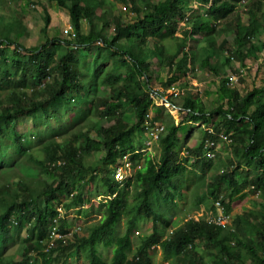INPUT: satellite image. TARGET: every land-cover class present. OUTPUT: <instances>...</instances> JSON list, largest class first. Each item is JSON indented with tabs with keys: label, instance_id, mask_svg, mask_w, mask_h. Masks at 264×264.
I'll return each mask as SVG.
<instances>
[{
	"label": "trees",
	"instance_id": "16d2710c",
	"mask_svg": "<svg viewBox=\"0 0 264 264\" xmlns=\"http://www.w3.org/2000/svg\"><path fill=\"white\" fill-rule=\"evenodd\" d=\"M47 1L68 12L69 35L27 47L18 40L22 12L0 0V264H32L33 251L39 264H67L72 254L85 261L79 264H153L156 247L173 264H264V0ZM43 11L47 33L50 14L46 6ZM96 41L94 50H78ZM248 61L256 62L255 76L241 91L231 76L246 81ZM190 65L219 78L224 101L207 106L192 88L179 100L169 95L172 107L206 125L204 134L188 146L180 123L167 113L158 153L142 150L146 113L154 110V121L162 110L157 99L163 93L153 87L158 68L186 76ZM26 116L41 156L18 127ZM210 141L230 149L216 173ZM92 152L99 156L90 164ZM14 153L35 173L8 165ZM125 154L133 169L121 183L113 172ZM96 170L104 192L92 186ZM190 180L195 188L203 184L194 205L210 198V213L171 227L168 216ZM248 192L262 198L255 211L229 225L209 219L217 213L216 199L229 213ZM59 207L99 217L69 229ZM144 220L150 230L133 246V231ZM19 224L24 233L14 231ZM55 225L69 235L46 251ZM18 234L16 258L4 244ZM100 246L110 248L108 258Z\"/></svg>",
	"mask_w": 264,
	"mask_h": 264
},
{
	"label": "rangeland",
	"instance_id": "374dc122",
	"mask_svg": "<svg viewBox=\"0 0 264 264\" xmlns=\"http://www.w3.org/2000/svg\"><path fill=\"white\" fill-rule=\"evenodd\" d=\"M1 1H3L6 8L12 6L22 12V19L25 29L20 32L18 40L25 46H36L44 42L47 37H51L54 35H58L60 37H68V33L70 31V18L68 12L63 7L58 6L55 2H48L47 0H39V2H36L35 0ZM117 4L120 5V3L118 2ZM44 6H46L50 14V21L47 25V33H45L42 29V27L44 26ZM96 43L97 41L92 43V45H90L89 47H78V50L81 54H85L87 53V50L89 48L91 50H94ZM191 43L192 40L187 41L188 46L191 45ZM235 65H237L236 62H234V66ZM248 65L249 68H245L243 70V72L246 73V81H239L236 77V74H234V76H231V80L234 83L233 85L241 91L246 86H249L251 78L255 76V70L257 67L256 62L248 61ZM174 73V70L166 72V68H158V74L154 77L153 87L163 93L160 98H156L157 103L161 105L162 110L158 114L155 121L161 123L170 119V116L175 123L179 122L181 130L180 137L183 136L186 144L191 147L199 142V140L204 134V129L206 128V125L204 126L201 123L191 122L189 120V114H187L186 111L180 110L179 106L172 107L170 105L169 101L167 100L168 96L170 95L176 100H179L181 96L185 93L187 88H192L193 90L199 93V97L207 106L212 105L217 101H224V99L223 97H221L220 94L218 86L219 78L217 76L212 75L208 72H203L193 65H190L186 76H184L181 72H178L174 77ZM259 75H264V67L260 71ZM164 80L167 81V84H163ZM149 112L151 116L154 115V110H150ZM167 113H169V116L167 115ZM37 121H40V118H38ZM32 123L33 122L29 116L22 117L18 127L20 131L27 137V144L32 148L34 153L38 156H41L42 152L39 150V139L35 135H30V133H28V129L32 128ZM73 129H76V127H74ZM141 143V140H135L133 142V145L137 146ZM3 145L8 146L9 144L7 145L4 142ZM158 147L159 143L157 140L152 143L151 149H154L155 153H158ZM214 149L215 156L212 160L214 161V163L216 162L215 165L217 167H213V169L211 170L212 173H216L218 171V168L220 169L219 171H222V164L219 165L218 162L219 160L224 161V159L229 155L230 152L229 146L226 145L225 142L221 141H218ZM98 156L99 152H92L86 158L87 163H95ZM5 158L6 157H3V162L1 161L3 166L6 165V162H4ZM12 158L13 162H8V165H17L16 167H19L23 171L28 170L29 173H35L31 167L32 165L30 167H27L29 163L27 160H25V157L23 155L14 153L10 155L11 161ZM240 166H243V163H240ZM99 174V170H96L92 186L93 188H97L96 190H98L99 192H104L105 187L101 184H98ZM6 179L7 181H10L11 176H7ZM187 183L188 184L185 186V188H182L180 196L177 197L178 206L173 210L172 213H170L171 216H168L171 220V227L181 224L183 220L189 215L207 216L210 213V198H207L206 203L203 202L198 207L194 205V201H196V198L203 190V184L201 185L199 183V186L195 188V186L191 184V180ZM93 191H95V189H93ZM100 196L102 197V195L99 194L94 199H92V203H94V205L98 201ZM261 201L262 198H260L258 194L252 192H248L243 198L233 201L232 207L228 213L229 218L227 223L233 224L235 223L238 215H247L248 211H255ZM61 210L62 213L65 214L66 221L68 222L67 224L69 227L66 228L69 229L74 227H82L85 223H89L91 220L94 221L99 217L96 212L91 211L89 214L85 215L83 214V212L78 213L76 210H74V208H69L68 210H66L63 207L61 208ZM150 225L151 222L149 220L140 221L138 223L136 229L133 231L132 234L133 246H135L139 242L140 237H142L146 232L150 230ZM119 227L120 231L124 229V219L121 220ZM171 227L167 228V230H170ZM25 229V225L21 226L20 224L14 227V231L16 233H18V230L24 233ZM20 243V234L14 235L13 239L9 238L7 241H5L4 251L10 252L14 254L16 258H18V248L20 246ZM198 244L201 246L202 242H198ZM100 251L102 252L105 258H108L111 254L110 248H106L103 246H100ZM31 257L33 258L32 264H39V259L37 258V253L35 251L32 252ZM151 257L153 259V264H173L171 258H164L161 250L158 247H156V249L151 252ZM76 262V257L74 254H72L69 257L67 264H76ZM84 262L85 261L82 259L80 262L78 261L77 263L79 264ZM207 262L210 264L209 260Z\"/></svg>",
	"mask_w": 264,
	"mask_h": 264
},
{
	"label": "built area",
	"instance_id": "2783aa9c",
	"mask_svg": "<svg viewBox=\"0 0 264 264\" xmlns=\"http://www.w3.org/2000/svg\"><path fill=\"white\" fill-rule=\"evenodd\" d=\"M146 117H147V119L145 120L146 139L144 141L142 150L151 151L152 143L159 139L160 135L162 134L164 130V126L160 122H157L155 120L152 121L150 112L146 113ZM221 136L225 139L229 138L226 134H221ZM216 144H217L216 142L210 141L208 143V147L215 148ZM208 155L212 157L215 155V153L213 150H211L208 153ZM139 166L140 165H137V167ZM132 169H133L132 162L130 161L128 154H125L122 157V159L118 160V162L116 163L115 170L113 172V177L115 180L122 183L128 176H130ZM214 203L217 209V213L214 216H209L210 217L209 219L214 220L218 224L229 225L230 223H227L229 215L228 213L223 212V207L220 202V199H216ZM58 210L62 212L61 207H59ZM68 235H69V232L60 233L57 230L56 225L53 226L50 230L47 244L44 250L49 251L50 248H52L55 245L56 239L61 238V237H67Z\"/></svg>",
	"mask_w": 264,
	"mask_h": 264
},
{
	"label": "crops",
	"instance_id": "0c3cea01",
	"mask_svg": "<svg viewBox=\"0 0 264 264\" xmlns=\"http://www.w3.org/2000/svg\"><path fill=\"white\" fill-rule=\"evenodd\" d=\"M151 150H153V151H154V149H151Z\"/></svg>",
	"mask_w": 264,
	"mask_h": 264
}]
</instances>
